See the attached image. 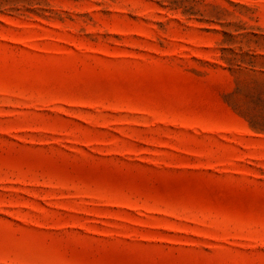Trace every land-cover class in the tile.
<instances>
[{
  "label": "rangeland",
  "instance_id": "374dc122",
  "mask_svg": "<svg viewBox=\"0 0 264 264\" xmlns=\"http://www.w3.org/2000/svg\"><path fill=\"white\" fill-rule=\"evenodd\" d=\"M0 264H264V0H0Z\"/></svg>",
  "mask_w": 264,
  "mask_h": 264
}]
</instances>
